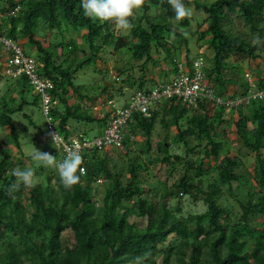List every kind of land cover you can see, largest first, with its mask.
<instances>
[{
    "label": "trees",
    "instance_id": "16d2710c",
    "mask_svg": "<svg viewBox=\"0 0 264 264\" xmlns=\"http://www.w3.org/2000/svg\"><path fill=\"white\" fill-rule=\"evenodd\" d=\"M185 4L203 11L205 17L198 20L193 11L191 18L177 23L167 0H146L142 15L132 20L129 38L118 35L114 23L85 16L81 0H0V34L19 44L26 39L36 47V56H29L44 64L40 74L53 83L48 88L52 101L47 114L41 100L50 134L57 126L66 138L76 133L91 138L101 135L108 124L105 110L110 97L103 95L115 87L99 83L96 94L84 95L76 75L95 67L107 46L142 60L144 68L149 61L158 63L153 53L164 48L163 58L175 77L192 76L196 63H201L205 88L214 95L227 99L248 94L249 81L242 77V92L227 95L229 79L224 71L240 68L230 57L262 56L256 53L261 44L251 45L227 23L234 15L244 19L262 42L264 0H185ZM193 20L199 29L194 30ZM204 24L206 29H201ZM173 33L186 46L185 61H180L177 43L169 45ZM3 66L1 62L0 69ZM134 66L123 70L116 82L136 85L135 93L169 80L148 86L150 79L144 73L135 78ZM171 71L162 73L167 76ZM259 77L256 87L263 90L264 75ZM0 78L5 81L0 90V264H264V97L230 110L206 96H199L196 106L174 96L162 98L149 116L134 113L122 147L116 148L124 151L120 158L97 148L85 151V172L73 188L60 183L55 169L43 174L45 168L40 167L35 168L40 178L35 187L21 185L9 194L16 182L12 169L28 168L14 116L19 113L36 126L25 107L40 105L41 95L34 92L26 73L0 71ZM30 93L36 94L34 100ZM96 99L100 110L95 109ZM94 121L99 125L97 135L76 129ZM233 127L239 142L255 153L252 171L236 151L232 153L233 140L227 134ZM40 135L31 134L30 143H38ZM11 144L20 156L15 157ZM220 153L222 159L212 163ZM157 163L167 164L171 174L182 170L174 185L167 178L151 181L150 165ZM67 231L72 239L65 237Z\"/></svg>",
    "mask_w": 264,
    "mask_h": 264
},
{
    "label": "rangeland",
    "instance_id": "374dc122",
    "mask_svg": "<svg viewBox=\"0 0 264 264\" xmlns=\"http://www.w3.org/2000/svg\"><path fill=\"white\" fill-rule=\"evenodd\" d=\"M192 11H195L193 7H192ZM194 14L195 16L198 17V20L199 19L202 20L205 17V14L203 11L196 10ZM141 15L142 14L137 15L136 18ZM227 26L229 27L230 30L234 32L235 35L245 38L252 45L251 41L253 37L257 34L251 30L250 26L244 21V19L234 15L230 17L227 23ZM206 27L207 25L204 24L201 29H206ZM193 28L194 30L199 29L197 20H193ZM115 30L118 35H125L129 38H132L131 30L128 32H124V31L118 30L116 27H115ZM52 36H56L57 39H60V35L53 34ZM179 40L180 39L176 37L174 39L170 38L169 45L177 43V46L180 48L178 52V54H180V61H185L186 60L185 59L186 46L183 43L180 44ZM43 41H45L44 44L47 45L48 42H46L45 38H43ZM19 42L23 46L22 48L26 54L34 56V57L36 56L37 54L36 47L32 48L29 44H26L27 43L26 39L21 40ZM259 47L260 48L256 53L257 54L261 53L262 56L260 57L255 58L248 54H239V55L228 58V60L231 63L233 64L237 63L239 67L243 69V72L239 70L240 68L237 69L234 67H229L228 69L224 71L225 78L229 80L231 79L237 82L235 84L234 83L231 84L228 80L229 83L228 82L226 83V94L227 95H231L234 92H237V93L242 92L243 89H242V86L240 85L242 77L244 78L246 77L247 80L250 82L257 78L259 79L260 78L259 76L264 75V56H263L264 55V30H263V39L261 42V46ZM106 49L107 51H102L100 53V58L97 59V63L95 67L88 66L84 68L83 70H81L79 73H77L76 82L78 83V88L81 91V93H83L84 95H89V96L94 95L99 91L100 89L99 83H103L106 85L109 83H112V84L114 83L113 86L115 88L114 89L111 88V90L105 93L103 96L104 97L109 96L110 98H108V102L111 101L115 105V108H121L125 106L128 102H130L131 96L135 93L136 85L134 87L133 85H130L129 82L122 83L120 79L118 83L116 82L118 81L117 80L118 77L119 78L123 77L121 76L122 71L125 69L130 70L131 65H135L133 68L134 69L133 75L135 76L137 80L142 73L145 74L146 78L150 79V84L148 86H152L154 82H161L166 79H171L175 75L170 70L172 67L170 66V63H168L163 58L164 53H165L164 48H162L160 51V54L162 56H160L158 52L153 53L154 58L158 59L159 62L155 63L154 61H149L145 68L142 65L143 64L142 60L135 59L134 57H132L131 54L127 52L120 53L119 51H116L114 47H111V46H107ZM203 49L204 51L207 50L206 52L209 55H212L211 51L208 49L207 46H205ZM8 57H9V53L3 50V47L0 45V64L1 62L2 64L4 62V66L1 67L0 71L3 73L5 72L7 73L5 65H6V61ZM162 71H171V72L167 76H164ZM209 82L211 85L214 84L212 80ZM119 84L120 85L122 84L123 86L122 90L118 88ZM4 85H5L4 79L0 78V90L1 91L4 89ZM34 92L37 94L36 91ZM35 93H30L29 98L31 100L35 99V95H36ZM14 97L15 99H19L18 95L17 96L15 95ZM38 99L40 100L39 102L40 105H32V104L27 105L26 104V107H25L27 112H29L32 115V118L35 120L36 126L34 125L32 126V124H30V122L26 120L24 117H22L21 114L19 113H16L14 116L15 124L18 130L20 131V140L23 145V150L27 153V157L25 159L26 165L27 167H32L34 169L36 168L35 162L31 158V153L34 151V147L40 151H45L47 153L52 154L53 156L56 157V160L58 162L61 161V159L63 158V155H65L62 151H60L57 144L53 146V140L51 138L48 120L43 114V111L41 108V99L40 98ZM97 99L93 100V102L94 103L96 102L97 103L96 106L100 107L97 102ZM70 103L71 104L75 103V97L71 98ZM215 108H216V105L214 106L212 104L211 109H209L211 114L215 112ZM230 109L231 108H228V110ZM102 110L104 109L102 108ZM90 111L93 114H96L95 109H92V110L90 109ZM102 113H104V111H102ZM235 117L237 118V114L235 115ZM55 128H57V126H55ZM76 129L79 131L85 132L89 136H94V135H97L99 132V125L97 121L86 122V123L79 124L78 127H76ZM6 130L9 131V128H7ZM172 131L173 133H177L176 127H173ZM35 132L42 133L43 135H40L38 143L31 144L30 143L31 134ZM227 135L229 138L233 140L232 146H231L232 153L236 151V154H238L239 156L240 162L244 163L247 166V168L250 171H252L254 168L255 153L248 150L246 147H244L239 142V140L237 139V135L235 133V127H233L232 131H228ZM43 136H44V139H43ZM11 148H12V151L15 157H17V155L20 156V152L17 146H15L14 144H11ZM107 152L109 153L110 156L114 157L115 159L120 158L121 153H124L123 150L121 149L119 150L116 148H108ZM222 157H223L222 153H220L217 157H213L212 163L220 161ZM150 167L153 171V173L150 176L151 181L155 182L159 177H161L162 179L167 178L169 185H174L177 182L178 177L182 173V170H179L175 172L174 174H171L169 170V166L163 163L153 164V165H150ZM50 170L51 168H45V171L43 172V174ZM65 237L72 239L71 231L65 232Z\"/></svg>",
    "mask_w": 264,
    "mask_h": 264
},
{
    "label": "built area",
    "instance_id": "2783aa9c",
    "mask_svg": "<svg viewBox=\"0 0 264 264\" xmlns=\"http://www.w3.org/2000/svg\"><path fill=\"white\" fill-rule=\"evenodd\" d=\"M0 45L3 47V50L9 53L5 65L7 73L10 75L26 73L29 76L34 90L41 95L44 110L47 114L48 107L52 101L48 88L52 87L53 83L50 79L44 78L40 74V68L44 64L27 55L21 44L3 34H0ZM200 64L196 63V71L192 76L184 73L159 84L155 88H152L151 91H137L131 97L130 104L125 108H114L115 105L109 101L111 103L108 102V108L106 109V113L109 114L108 124L99 136L90 138L83 133H76L66 138L55 127H51V135L58 134L56 144L65 155L70 150H76L84 160L85 151L94 150L95 148L100 151L107 150L108 148H121L128 133L129 122L132 120L134 113L140 112L145 116H149L151 109L162 98L174 96L182 98L187 105L196 106L198 103L197 98L199 96H206L209 101H214L217 104L224 103L227 108L233 109L241 104L248 103L252 98L264 97V89H257L256 79L250 81L251 83L249 82L250 88L248 94L244 96L224 99L214 95L212 89L205 88L207 80L205 73L200 70ZM180 67H182V64H180ZM95 109L100 110L101 108L96 106ZM81 167L84 168V165L82 164Z\"/></svg>",
    "mask_w": 264,
    "mask_h": 264
},
{
    "label": "clouds",
    "instance_id": "9594fccd",
    "mask_svg": "<svg viewBox=\"0 0 264 264\" xmlns=\"http://www.w3.org/2000/svg\"><path fill=\"white\" fill-rule=\"evenodd\" d=\"M167 3L173 10L177 23L192 17V8L185 4V0H167ZM81 4L85 16L100 22L114 23L118 30L128 32L134 27L132 20L142 14L146 0H81ZM170 38L174 39L175 34H171ZM251 43L254 46L261 44L259 35H255ZM57 138L58 134L52 135L53 146L57 143ZM31 158L36 168L55 169L60 183L66 189H71L80 183L81 175L85 172V169L81 167L83 157L76 150L68 151L66 156L58 162L52 154L41 152L34 147ZM11 174L16 178V182L8 188L9 194L18 191L21 185L30 189L40 182V178L36 176L35 169L32 167L23 169L17 167L12 169Z\"/></svg>",
    "mask_w": 264,
    "mask_h": 264
}]
</instances>
